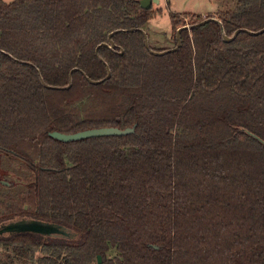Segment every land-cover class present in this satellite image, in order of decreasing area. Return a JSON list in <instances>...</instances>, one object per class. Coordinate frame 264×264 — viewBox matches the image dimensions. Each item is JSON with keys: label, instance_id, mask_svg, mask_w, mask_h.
<instances>
[{"label": "trees", "instance_id": "16d2710c", "mask_svg": "<svg viewBox=\"0 0 264 264\" xmlns=\"http://www.w3.org/2000/svg\"><path fill=\"white\" fill-rule=\"evenodd\" d=\"M231 1L155 55L140 0H0V222L74 233L0 235V264H264V32L219 24L264 29V0Z\"/></svg>", "mask_w": 264, "mask_h": 264}, {"label": "water", "instance_id": "95a60500", "mask_svg": "<svg viewBox=\"0 0 264 264\" xmlns=\"http://www.w3.org/2000/svg\"><path fill=\"white\" fill-rule=\"evenodd\" d=\"M154 3H159V0H140L142 9H150L153 7ZM207 21L208 20L202 22L201 24ZM201 24H198V25H201ZM219 24L221 25L222 37L226 42L233 41L238 36V34L241 32H247L251 35H258L264 32V29L258 32L251 31L248 29H239L232 36H228L225 32L223 24L221 22H219ZM185 29H191V26L180 27L177 30V46L167 51H163V52L155 51L151 49L148 33L146 32V30L141 29V28H140V31L143 32L145 36L146 46L150 50V52L155 55H163V54H166L167 52L177 50L182 45L181 32ZM113 34L114 32L109 34L108 42H103L102 44L98 46L97 52L101 46H104L110 49H115L117 47L116 43L112 39ZM121 52H123V50ZM100 60H102L101 57H100ZM74 71L75 69L71 71V74H70L71 79H72V74ZM111 74H112L111 70L109 69L107 78H109ZM88 80L94 84H98L101 82V81H93L89 77H88ZM42 82L44 86L48 88H54L50 85H47L43 80ZM71 85H72V81L70 80L69 85L66 86L65 88H70ZM135 127L136 125H134L133 127L126 128V129H120L118 127H101V128L87 129V130L79 131V132L72 133V134L62 133L59 131H53L50 133V136L62 142H72V141H80V140H84L88 138H95V137L124 136V135L134 133ZM4 183L6 185H9L8 182H4ZM4 233H8V234L36 233V234H41L44 236H51L53 234H62L68 237L74 236V233L70 229L64 227L63 225L52 223V222H45V221H41L37 219H20V220L11 221L7 224L1 225L0 235H3ZM99 262H101V257H99Z\"/></svg>", "mask_w": 264, "mask_h": 264}, {"label": "rangeland", "instance_id": "374dc122", "mask_svg": "<svg viewBox=\"0 0 264 264\" xmlns=\"http://www.w3.org/2000/svg\"><path fill=\"white\" fill-rule=\"evenodd\" d=\"M3 1L11 2L12 0ZM154 4V9L160 10L162 13L152 18L147 23L145 30L148 33L150 43L155 45L160 44V46L173 45L171 12L181 15L185 20V26H190L188 14H201L205 17L209 14H216L221 10H227L233 6L231 0H159V3ZM10 221L12 220L3 222L8 223ZM3 222H0V224ZM40 255L37 252L36 256ZM0 258H4L2 250H0Z\"/></svg>", "mask_w": 264, "mask_h": 264}, {"label": "flooded vegetation", "instance_id": "af4514ba", "mask_svg": "<svg viewBox=\"0 0 264 264\" xmlns=\"http://www.w3.org/2000/svg\"><path fill=\"white\" fill-rule=\"evenodd\" d=\"M23 219H31V218H23ZM11 222V221H10ZM9 223V222H8ZM4 224H7L6 222H3V223H1L0 224V227H1V225H4ZM4 234H6V235H10V234H7V233H4ZM3 234V235H4ZM44 236V235H43ZM66 237V238H71V237H68V236H65V235H62V234H53V235H51V236H44V237Z\"/></svg>", "mask_w": 264, "mask_h": 264}, {"label": "crops", "instance_id": "0c3cea01", "mask_svg": "<svg viewBox=\"0 0 264 264\" xmlns=\"http://www.w3.org/2000/svg\"><path fill=\"white\" fill-rule=\"evenodd\" d=\"M155 4H153V6H154Z\"/></svg>", "mask_w": 264, "mask_h": 264}]
</instances>
